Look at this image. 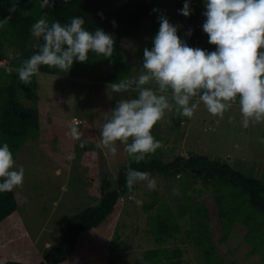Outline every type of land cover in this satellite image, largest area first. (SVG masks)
Instances as JSON below:
<instances>
[{
	"label": "rangeland",
	"instance_id": "374dc122",
	"mask_svg": "<svg viewBox=\"0 0 264 264\" xmlns=\"http://www.w3.org/2000/svg\"><path fill=\"white\" fill-rule=\"evenodd\" d=\"M152 35L143 26L137 36L122 40L123 54L132 74L142 66L137 49L148 47ZM17 54L14 48L6 47L0 66L7 67L8 60ZM110 70V64L103 65V76ZM35 78V97L22 101L37 106L39 130L37 137L20 146L14 158L17 167H24L25 177L23 185L14 190L16 210L0 221V264L7 260L40 262L44 252L58 241L65 220L95 205L103 179L114 184L118 167L130 158L123 145L117 144L118 151L112 155L97 144L105 118L118 100L132 97V93L109 95L110 82L105 78L91 81L60 73H39ZM216 119L202 104L192 119L167 113L152 130L154 137L163 142L158 156L169 160L176 154H205L264 180V143H261L264 123L243 128L238 105L225 113L219 126ZM72 127L82 133V139L88 140L85 148L70 135ZM151 176L157 183L155 190H149L143 183L134 188L140 205L122 196L100 225L80 232L74 251L61 264H168L160 254L176 247L183 249L185 264H210L203 255L194 220L184 210L187 200L193 198L205 199L212 210V191L205 190L192 172H188L187 178ZM173 188L179 189L178 195L173 194ZM198 189L203 191L197 193ZM151 196L156 206L145 212L143 203ZM157 213L177 227L169 238L160 241L153 232L152 217ZM209 223L217 251L226 264H262L264 256L250 254L252 246L239 227L220 243L218 220L213 213ZM150 249H156L159 255L148 261L143 252Z\"/></svg>",
	"mask_w": 264,
	"mask_h": 264
},
{
	"label": "clouds",
	"instance_id": "9594fccd",
	"mask_svg": "<svg viewBox=\"0 0 264 264\" xmlns=\"http://www.w3.org/2000/svg\"><path fill=\"white\" fill-rule=\"evenodd\" d=\"M204 2L202 14L206 19L202 28L215 51L189 46L178 34L181 26L170 23L166 15H160L153 47L143 49L140 70L122 75L118 81L107 85L109 95L135 93V96L116 102L100 128L97 147L115 155L117 144H120L137 164L146 162L147 157L163 147V142L152 134L156 124L172 112L178 117L192 119L201 104L217 118V126L234 105H238L243 128L264 123V0ZM19 3L20 0H11L9 13H15ZM54 5L55 0H39L41 9ZM154 11L159 12L158 9ZM179 11L185 17L191 16L190 0H185ZM11 19L9 15L0 20V28ZM112 23L116 26L115 21ZM85 24L82 16L71 17L65 23L49 22L46 16L37 19L30 31L42 43L38 51L15 69L20 81L30 84L41 67L69 72L74 62H87L90 53L111 58L115 45L112 34L101 28L89 31ZM191 34L189 29L186 35ZM12 71L7 69L9 74ZM70 135L85 148L88 140L82 139L76 127L70 129ZM24 177V167H17L9 144L3 143L0 146V193L21 187ZM139 183L149 190L157 187L150 172L128 166L125 186L128 199L137 205L142 203L134 191ZM172 191L174 195L179 194L178 188Z\"/></svg>",
	"mask_w": 264,
	"mask_h": 264
},
{
	"label": "trees",
	"instance_id": "16d2710c",
	"mask_svg": "<svg viewBox=\"0 0 264 264\" xmlns=\"http://www.w3.org/2000/svg\"><path fill=\"white\" fill-rule=\"evenodd\" d=\"M185 0H55L54 7L41 9L39 0H20L18 10L9 13L11 0H0V20L11 15L12 19L0 28V59L5 57L6 47L14 48L18 54L8 60L7 67L0 66V146L8 143L14 158L20 146L29 138L37 137L39 130V110L35 105H26L22 99L35 97L37 81L35 76L30 84H23L15 69L22 62L38 51L41 39L34 40L31 26L43 16L52 22H69L71 17L82 16L85 27L89 31L97 28L112 34L115 45L111 58L89 54L87 62H74L69 72L58 69L41 67L40 73L56 74L73 78H83L100 81L103 78L110 83L118 81L122 75H132L131 65L123 54L122 40L137 36L144 26L152 31V41L147 47H153V38L157 34L160 24L159 16L166 15L170 23L180 25L178 34L191 47H200L208 51H215V46L208 43V36L202 25L206 19L203 16L205 5L191 4L192 14L185 17L180 14ZM158 9L159 12L154 11ZM25 10L28 14L25 15ZM144 19H147L144 21ZM113 21L116 26H113ZM147 21V22H146ZM191 29L192 34L186 35ZM143 49H137L141 65ZM110 64L111 70L104 77L102 67ZM13 69L11 74L7 69ZM135 93H132V97ZM128 166L140 171H148L162 177L187 178L192 172L203 183L205 190L213 193L214 207L211 210L205 199L187 200V209L194 220L199 242L202 244L205 260L210 264H226L224 256L217 251L211 235V213L216 216L220 230L218 241L225 242L236 227L243 232L245 239L251 244L250 254L264 256V180L252 173H245L230 164L212 159L205 154L174 155L169 160H163L154 155L146 158V162L137 164L131 158L121 164L117 170L114 184L104 178L100 185L99 200L95 205L87 206L79 212L69 216L63 226L58 241L50 246L37 264L64 263L75 249L80 232L100 225L114 210L119 199L128 196L125 186V171ZM203 190L198 189L197 193ZM156 200L151 196L143 203L145 212L156 206ZM17 207L14 191L0 193V221L12 214ZM155 224L154 234L158 241L163 237L169 238L177 227L169 225L159 213L152 217ZM156 249L145 250L143 257L151 261L158 257ZM168 260V264H185L182 258L183 249L176 247L162 251L160 254ZM2 264H26L18 260H7ZM264 264V257L263 262Z\"/></svg>",
	"mask_w": 264,
	"mask_h": 264
},
{
	"label": "crops",
	"instance_id": "0c3cea01",
	"mask_svg": "<svg viewBox=\"0 0 264 264\" xmlns=\"http://www.w3.org/2000/svg\"><path fill=\"white\" fill-rule=\"evenodd\" d=\"M191 4L205 5L204 0H190Z\"/></svg>",
	"mask_w": 264,
	"mask_h": 264
}]
</instances>
